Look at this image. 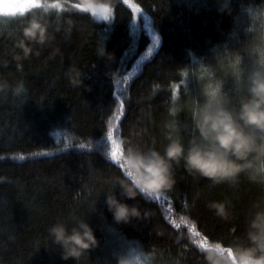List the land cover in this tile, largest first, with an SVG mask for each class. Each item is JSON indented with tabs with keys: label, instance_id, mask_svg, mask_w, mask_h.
Returning a JSON list of instances; mask_svg holds the SVG:
<instances>
[{
	"label": "trees",
	"instance_id": "obj_1",
	"mask_svg": "<svg viewBox=\"0 0 264 264\" xmlns=\"http://www.w3.org/2000/svg\"><path fill=\"white\" fill-rule=\"evenodd\" d=\"M87 3L34 0L24 16L0 18V82L10 86L0 92V264H117L124 256L136 264H204L197 245L242 236L253 204L264 201V180L242 174L214 186L181 165L173 188L155 198L126 200L117 187L122 202L148 213L118 224L105 195L122 170L106 156L107 133L142 149L162 150L181 135L187 143L196 84L184 67L242 47L264 0H115L110 22L74 7ZM33 17L53 40L17 61L16 43ZM102 48L106 57L98 56ZM212 202L225 203L229 217L217 216ZM58 219L69 228L86 219L98 247L64 261L47 231Z\"/></svg>",
	"mask_w": 264,
	"mask_h": 264
},
{
	"label": "clouds",
	"instance_id": "obj_2",
	"mask_svg": "<svg viewBox=\"0 0 264 264\" xmlns=\"http://www.w3.org/2000/svg\"><path fill=\"white\" fill-rule=\"evenodd\" d=\"M114 5L115 0H88L80 8L97 21L110 22ZM102 10L107 18L101 15ZM13 11L23 10L15 7L12 0H0V16ZM253 21L249 39L242 47L215 53L214 63L200 60L184 67L188 70L185 79L196 84V90H190L187 143L182 135L176 136L157 150L119 140L112 158L118 161L122 175L113 178V190L105 195L107 209L116 223L128 224L148 215L147 211L141 212L138 204L122 202L115 194L117 187L126 200L155 198L173 188L176 169L181 165L189 175L206 179L214 186L233 184L242 174L253 182L264 180V13L254 14ZM52 40L46 23L38 17L29 19L16 43L20 54L15 59H28L34 45L44 47ZM98 56L106 57L107 53L102 48ZM71 82L74 86L82 84L79 72L71 76ZM9 87L0 82V92ZM23 91L22 84L12 88L16 96ZM209 208L221 218L230 215L225 203L212 202ZM252 209L242 236L230 244L216 241L197 245L204 264H264V201L254 203ZM47 231L64 261H79L98 247L86 219H75L71 228L58 219ZM117 264H136V260L124 256L118 258Z\"/></svg>",
	"mask_w": 264,
	"mask_h": 264
},
{
	"label": "snow or ice",
	"instance_id": "obj_3",
	"mask_svg": "<svg viewBox=\"0 0 264 264\" xmlns=\"http://www.w3.org/2000/svg\"><path fill=\"white\" fill-rule=\"evenodd\" d=\"M15 7H18V8H20V9H22L23 11H13V12H11V13H5L3 16H0V18H15V17H17V16L22 17V16H24L25 13L29 10V6H28V5L15 4ZM32 7H37V8H38V7H42V5L39 4V3H36V4L32 5ZM50 7H53V8H59L60 5H59V4H52V5H50ZM74 7H80V6H79V5H75ZM45 10H47V9H45ZM81 10L83 11V9H81ZM101 15L104 16L105 18H107V13H106L105 11H103V10L101 11ZM156 43L158 44V41H156ZM130 75H134V74H131V73H130ZM173 98H175V97H173ZM122 108H123V105L121 104V109H122ZM117 119H119V117H117ZM107 139H108V141H110V143H111V148H110V150L106 153V156H107L108 158H110L112 161H115V162L118 163L117 160H114V159L112 158L113 153H114L115 151L118 150V148H119V144H118L117 140L113 138V131H112L111 129H109V131H108V133H107ZM79 147H80V148H84V145L81 144V145H79ZM21 159H23V157H21ZM181 222H182V223H187V221H186L183 217L181 218ZM193 232H194V229H193ZM194 234H195V235H199V233H195V232H194ZM194 242H195V241H194ZM206 244H207V243H200L199 245H200V246H204V245H206Z\"/></svg>",
	"mask_w": 264,
	"mask_h": 264
},
{
	"label": "rangeland",
	"instance_id": "obj_4",
	"mask_svg": "<svg viewBox=\"0 0 264 264\" xmlns=\"http://www.w3.org/2000/svg\"><path fill=\"white\" fill-rule=\"evenodd\" d=\"M14 4L32 5L34 0H12Z\"/></svg>",
	"mask_w": 264,
	"mask_h": 264
}]
</instances>
